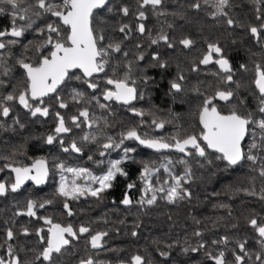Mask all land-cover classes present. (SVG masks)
<instances>
[{
	"label": "snow or ice",
	"instance_id": "obj_1",
	"mask_svg": "<svg viewBox=\"0 0 264 264\" xmlns=\"http://www.w3.org/2000/svg\"><path fill=\"white\" fill-rule=\"evenodd\" d=\"M255 10V21L249 23L247 32L253 39L264 47V0H251ZM112 0H0V14H9L10 27L0 30V88L12 84V91L0 92V118H8L14 112V105L18 104L26 109L32 117L54 116L56 121L52 134L47 135L46 143L51 145L59 139L62 151L65 153H83L86 144H94L98 149L100 159H94L93 155L88 156V160L95 165H107L106 170L101 175H96L87 167L67 166L63 161L54 163V167L60 170V183L57 189V195L63 198V208L67 216L71 217L74 212L70 206V201H78L82 197H92L100 200L103 194L113 187V182L118 177H127L123 164L131 159L130 153L135 149L123 147V156L119 159H109L105 161L104 157L110 154L112 149H120L125 140H136L140 145L157 151L162 149H175L184 156L205 158L208 164V151L213 150L217 153L215 159L227 162L228 166L239 165L247 160L251 164L250 171L254 175L248 177L250 188H242L250 196H258L259 200L264 201V64H254V79L251 84L257 90L256 100L257 109L255 112L248 111L245 107V99L238 97V90L241 84L234 80V69L229 58L225 54L224 48L219 40L209 41L206 45V51L202 57L192 62L191 71H199V66H208L215 64L218 66L211 75L215 77V86L209 85L212 89L211 94L203 93L202 103L194 113L198 125V131H181L178 126L177 132L169 137H149L147 134L142 136L135 126L129 127L121 132L119 137L107 134L104 130L110 127L108 119L105 116H97L93 106L102 111L111 114V102H118L128 106L130 112L143 117L144 111L133 106V101L143 98V93L138 92L139 73L142 69L138 67L139 62L145 59V53L141 51L143 43H136L137 52L129 59L130 51L124 49V42L132 38L133 28L131 24L120 23L118 29L123 39L116 40L107 35V30L100 27L97 23V13L105 9L109 13L115 12L123 17L134 15L139 23L135 26V31L141 36H147L149 47L159 45L161 42L169 48L175 49L177 45L183 49H191L195 41L191 36L183 35L179 39L170 35L162 26L153 36L150 29L145 26L148 19V11L160 17L167 13L163 10L165 0H136V10L133 13L129 4L122 3L118 6H110ZM204 6H210L212 11L209 15L214 18H223L225 24L232 28L234 26L245 27L244 24H238L237 20L230 15V9L233 7L232 0H191L187 5L192 10L199 11ZM10 9V12H9ZM181 18H184L183 16ZM44 21L38 25L37 21ZM100 23H103L101 21ZM172 24H167L168 29H172ZM34 31L42 37L39 41H29L24 44V52L20 56H15L12 48L20 44V39L26 33ZM7 37H11L7 39ZM107 41V42H106ZM34 50L33 56L26 53ZM116 54L122 55V60L116 59ZM155 62L153 66L167 68L168 61L162 60L159 52L151 54ZM11 59L15 60L10 64ZM23 70L21 79L16 80L14 76L15 68ZM179 67V65H178ZM245 71L247 65H240ZM108 69L112 70V75L108 74ZM79 74H76V73ZM104 75V87L101 88V82L97 77ZM15 80V83L12 81ZM76 80L86 85L91 90V94L72 88L68 97L60 95L63 86L68 82ZM150 77L143 76L142 82L146 85ZM186 77L180 73L177 78L170 83V88L176 92L183 91L181 82ZM235 85V87H232ZM200 94V88L194 89ZM55 97L54 104L46 103V98L51 100ZM217 101H222L229 105L228 109L221 108ZM233 101H236L233 103ZM70 103L80 105L76 114L65 117L60 111L53 112L54 105L59 109H67ZM13 124L19 125L21 129L25 127L20 122L18 116L13 118ZM152 124L156 128L162 129L165 126L164 121L153 119ZM87 129L79 138H73L65 147L64 135L73 132V129ZM195 128V125L192 126ZM4 119H0V129H5ZM250 137V142L245 149L244 141ZM16 151L9 156L0 157L6 162L0 167V172L5 169L14 174L7 180H0V196H5L11 191L17 192L26 181H33L36 185L44 184L49 175L47 159L41 157L34 160L30 165H22L15 162ZM177 163L185 165L182 175L174 172V164L170 158H165V162L159 167L155 163H144L140 174V180L143 182L142 195L136 204L141 208L152 206L157 203L158 198L165 200L170 204L178 201L190 199L191 191L185 184L192 179L193 173L191 166L186 159L181 158ZM163 168L168 174L169 179L161 181L158 177H153ZM67 174H71L69 178ZM260 181L259 192L256 190V181ZM136 187L135 183L127 184L129 190ZM53 200H44L39 202L35 199H28L23 208H18L15 216L26 215L28 217H37L38 209H44L51 205ZM123 205H133V200L128 193L124 194L121 201ZM219 207H227L219 205ZM231 211H229V216ZM42 220L45 227L34 229L38 237L39 250L32 249L34 258L30 261H23L19 254L20 249L13 243L16 232L13 227H7L5 230L4 244L0 248L5 249V254L0 256V264H56L55 256L62 254L67 246L71 245L74 239H78L80 234L91 232V228L80 224L78 228L71 223L61 224L54 222L51 216L37 217ZM223 219V218H220ZM197 224L199 220L195 221ZM9 223V222H6ZM14 223V221H13ZM124 223V221H120ZM248 226L256 233L259 251L255 253V261L264 264V216L259 214L251 215L247 220ZM215 223L213 227H215ZM134 227L138 228L139 224ZM237 224H232L231 228L236 229ZM21 234L27 236L31 234L29 227L24 226ZM107 231H97L90 235V245L93 249L102 247V240L107 236ZM133 237L137 236V231H132ZM193 235L202 237L203 233L199 230ZM232 238L223 235L219 239H213L212 245L216 246L217 251H205L204 256L212 264H229L226 256L230 252L234 258V264H247L252 260V253L247 248L248 239H237L234 248H228ZM179 245V241L171 244H165L168 250H159L161 257L168 259L172 255V249ZM223 246V247H221ZM206 241H201L198 246H182L181 253H199L202 249H207ZM78 264H97L91 257L81 258ZM119 264H125L120 261ZM130 264H152L151 261H145V258L139 254L133 255Z\"/></svg>",
	"mask_w": 264,
	"mask_h": 264
},
{
	"label": "trees",
	"instance_id": "obj_2",
	"mask_svg": "<svg viewBox=\"0 0 264 264\" xmlns=\"http://www.w3.org/2000/svg\"><path fill=\"white\" fill-rule=\"evenodd\" d=\"M122 3L129 4L132 12H135L136 0H112L110 6L115 7ZM189 3L191 0H165L163 10L167 14L157 17L149 10L148 19L144 23L146 28L151 30L153 36L162 26L177 39L183 35L191 36L195 41V45L191 49H183L179 45L175 49H169L163 42L149 47L148 37L141 36L135 31V26L139 21L135 19L134 15L123 17L115 12L109 13L107 9L97 13L99 26L105 28L107 35L116 40L123 39L122 34L116 30L120 23L132 25V38L124 42V49L130 51L129 59H132L137 52L135 44L138 42L143 43L144 47L141 51L145 53V59L138 64V67L144 70L138 74L141 78L138 79V92L143 93V98H138L134 105L135 108L143 110L145 115L143 117L134 116L129 113L127 107L122 105H115V108L111 107V114L93 106L97 116L107 117L110 125L104 130L107 134L118 138L121 132L133 126L142 136L147 134L149 137L172 136L177 132L178 126L182 132L183 130L198 131L199 125L194 113L202 103L204 98L202 94H211L212 89L209 88V85L215 86L216 84V79L211 73L215 72L218 66L215 64L200 65L199 71L196 72L191 71V67L193 61L202 57L209 41L219 40L232 63L235 72L234 80L241 84L238 97L245 99V107L248 111H256L257 90L251 81L255 75L254 64H264V47L247 32L249 23H257L253 3L251 0H232L233 7L230 9V15L237 20L238 24H244L245 27L243 28L238 26L229 28L222 17L212 18L209 15L212 11L210 6H204L197 11L188 8ZM182 16L184 18H181ZM10 19L9 14H0V30L10 27ZM101 21L103 23H100ZM43 22L42 20L37 21V24L42 25ZM167 24H172L174 27L168 29ZM10 38L7 37V39ZM19 39L20 44L12 48L15 56H20L24 52V44H28L29 41H39L42 37L34 31H30ZM153 52H159L162 60L168 61L169 66L167 68L153 66L155 64L151 56ZM26 55L33 56L34 50L28 51ZM122 59L121 54H116L113 63ZM9 63L14 64L15 60L11 59ZM242 64L247 65V71L240 67ZM107 71L109 75H112L111 69ZM180 73L186 77V80L181 82L183 91L176 92L170 88V83ZM145 75L150 77L146 85L142 82V77ZM14 76L16 80L21 79L23 70L17 66ZM97 79L100 80L101 88H103L105 86L104 75L100 74ZM12 83H15V80ZM197 87L200 88V94L194 90ZM72 88H78L91 94V90L87 89L81 81L72 80L63 86L60 95L68 97ZM10 91H12L11 83L5 88H0V92L5 94ZM54 101L55 97L53 96L51 100L46 98L45 102L54 104ZM235 102L233 101V103ZM219 106L225 110L229 107L224 102H220ZM78 107L80 105L74 103H70L67 109H59L58 106L54 105L53 112L60 111L67 118L75 115ZM16 116L25 125L23 129L19 125L13 124V118ZM0 119H4L6 123V128L0 129V157L9 156L13 151H16L15 162L23 164L33 154L35 155L34 158H46L50 163L52 172L57 171L54 163L61 161L73 165L78 162L80 164L81 161L82 164L94 165L92 161L88 160V156L93 155L94 159H100L98 151L90 152L92 151L90 149L97 148L94 144H87L82 156L81 154L64 153L61 144L58 143L59 139L53 144L47 145L46 137L52 134L55 128L56 121L53 115L32 117L26 109L16 104L14 105V112L8 118ZM153 119L164 121L165 126L162 129L156 128L152 124ZM193 125L195 128L192 127ZM86 130L83 127L82 129L74 128L73 132L68 134L66 138H79ZM249 142L250 137L244 143L245 149H247ZM123 147L135 149L129 154L131 159L126 160L123 164L128 176L118 177L113 182V187L107 190L100 200L82 197L78 201H70V206L74 212L71 217L67 216L63 208V198L56 194L57 190H54V186L48 190L47 187L37 188L28 185L21 191L15 193L9 191L5 196H0V244H4L6 228L13 227L16 236L10 243L15 244L20 249L19 254L23 261L33 260L32 249L39 250L40 248L34 229L39 227L46 229L47 227L37 217L51 216L57 223H71L76 228L80 224H84L91 228L90 233L80 234L79 238L74 239L62 254L55 256L56 264H78L81 258L88 256H91L97 264H119L120 261L130 264L131 257L136 254L143 256L146 262L151 261L152 264H212L206 260L204 253L205 251L215 253L217 248L212 245L211 241L219 239L223 235L232 238L227 246L229 249L235 247L237 239L247 237V248L252 253V260L248 261L247 264H259V261H255V253L260 250L256 233L248 226L247 220L254 214L264 216V201L259 200L258 196H250L240 191L242 188L251 187L248 177L254 173L250 171V162L245 160L239 165L228 166L227 162L215 159L217 153L207 150V159L213 161L212 164H208L205 158L195 155L184 156L175 149H168L160 153L152 152L142 148L134 141L127 140L115 152V159L123 156ZM48 148H50V152L44 153ZM165 158H170L173 161L174 172L178 175L183 174L185 165L177 162L181 158L188 161L193 176L191 181L185 184V187L189 188L192 196L190 199L178 201L175 204L158 198L155 205L141 208L136 204V201L142 195L143 182L139 177L143 165L144 163H155L159 167L161 163L165 162ZM6 162L10 161L0 159V167H3ZM106 166V164L103 165V167ZM105 170L106 168L103 172ZM11 177L13 175L8 169L0 172V180L11 182ZM157 177L161 181L169 179L163 168L153 177L154 182ZM133 182L136 187L129 190L127 184ZM259 187L260 181L257 180V192H259ZM126 192L133 200V205L126 206L121 203ZM28 199H35L39 202L53 200L54 202L44 209H38L37 217L15 216L18 208H23ZM219 205L227 207H219ZM229 211H231L230 216ZM122 220L124 221L123 224L120 223ZM196 220H199L200 223L197 224ZM214 223L215 227H213ZM136 224H139L138 228L134 227ZM232 224H237L238 227L233 229L231 228ZM24 226L29 227L30 235L21 234V229ZM134 230L138 233L135 237L131 235ZM197 230L203 233L202 237L193 235ZM97 231H107L108 235L103 238L101 248L93 249L89 242L90 235ZM175 241H179V245L171 250V257L168 259L161 257L158 248L159 250H168L164 245ZM201 241L207 242V249H202L199 253H181L182 246L196 247ZM4 254L5 249L0 248V256ZM226 258L229 264H234V258L230 252L227 253ZM36 264H40V262H36Z\"/></svg>",
	"mask_w": 264,
	"mask_h": 264
},
{
	"label": "flooded vegetation",
	"instance_id": "obj_3",
	"mask_svg": "<svg viewBox=\"0 0 264 264\" xmlns=\"http://www.w3.org/2000/svg\"><path fill=\"white\" fill-rule=\"evenodd\" d=\"M136 102H137V100L133 103V106L136 104ZM220 102H222V101H217V103H218V105L220 104ZM111 107H113V108H115V105H119V106H121L122 104H120V103H118V102H111ZM122 106H125V105H122ZM125 107H127L128 108V106H125ZM129 113L130 114H132V115H134V116H137V115H135V114H133L132 112H130L129 111ZM139 117H141V116H139ZM68 135V134H67ZM67 135H64V137H62L63 139H64V141H65V144H64V146L66 147L67 146V144L72 140V139H68V138H66V136ZM127 141H134L135 143H137L139 146H141L136 140H127ZM58 143H59V140H58ZM48 145V144H47ZM87 145V144H86ZM85 145V146H86ZM142 148H144L143 146H141ZM62 148V147H61ZM144 149H147V148H144ZM89 150V149H88ZM90 150H92V151H90ZM89 151L90 152H92V153H94V152H97L98 151V149L97 148H94V149H90ZM118 149H112V150H110V154L109 155H106V157H104V159H105V161H107V160H109V159H115V152L117 151ZM147 150H149V149H147ZM168 150V149H167ZM166 150V151H167ZM149 151H152V150H149ZM50 152V148H48L47 150H46V152H44V153H49ZM152 152H162V151H152ZM165 152V151H164ZM65 153V152H64ZM67 154H78V153H72V152H68ZM79 154H81V156L83 155L82 153H79ZM34 156L35 155H31V156H29L28 158H27V161H25L22 165H30L34 160H36V159H39V158H41V157H38V158H34ZM119 158H121V157H118V159ZM46 159V158H45ZM48 161V160H47ZM67 166H71V167H87V168H90L92 171H93V173L94 174H96V175H101L102 173H103V170L106 168V167H103V165H101V166H97V165H87V163L86 164H82V161H81V163L79 164V162L76 164V165H73V164H66ZM48 167H49V176H48V180H47V182H46V185L45 186H43V187H38L34 182H31V183H27L22 189H24L26 186H28V185H33V186H35V187H37V188H46L47 187V189L48 190H50L51 188H52V186H54V190H57L58 189V187H59V183H60V170L59 169H57V171L55 172V171H53L52 172V170H51V166H50V163H49V161H48ZM12 175L14 176V174L12 173ZM66 175H68L69 176V178H71V174H67L66 173ZM51 178H52V181H51ZM50 186V187H49ZM21 189V190H22ZM20 190V191H21Z\"/></svg>",
	"mask_w": 264,
	"mask_h": 264
},
{
	"label": "water",
	"instance_id": "obj_4",
	"mask_svg": "<svg viewBox=\"0 0 264 264\" xmlns=\"http://www.w3.org/2000/svg\"><path fill=\"white\" fill-rule=\"evenodd\" d=\"M136 101V100H135ZM135 101H133V103L135 102ZM247 139V138H246ZM246 139H245V141H244V143L246 142ZM138 142V141H137ZM139 143V142H138ZM141 146H143L144 148H147V149H149V150H152V151H157V150H155V149H151V148H148V147H146V146H144V145H141ZM167 149H162V150H159V151H162V152H164V151H166ZM210 150V149H209ZM211 152H213V150H210ZM49 176V175H48ZM47 180H48V178H47ZM47 180L45 181V183L44 184H41V185H37L38 187H43V186H45L46 185V182H47ZM31 182H33V181H26L25 182V184L21 187V189L27 184V183H31ZM21 189H19L18 191H20Z\"/></svg>",
	"mask_w": 264,
	"mask_h": 264
}]
</instances>
